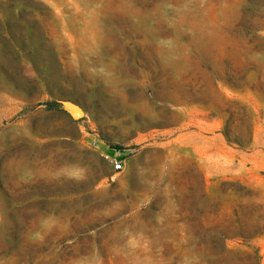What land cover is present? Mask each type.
<instances>
[{
  "label": "rangeland",
  "instance_id": "obj_1",
  "mask_svg": "<svg viewBox=\"0 0 264 264\" xmlns=\"http://www.w3.org/2000/svg\"><path fill=\"white\" fill-rule=\"evenodd\" d=\"M0 264H264V0H0Z\"/></svg>",
  "mask_w": 264,
  "mask_h": 264
},
{
  "label": "trees",
  "instance_id": "obj_2",
  "mask_svg": "<svg viewBox=\"0 0 264 264\" xmlns=\"http://www.w3.org/2000/svg\"><path fill=\"white\" fill-rule=\"evenodd\" d=\"M49 105H51V107H56V108H58V107L61 106V103L54 101V102H52V103L49 104ZM113 147L116 148V149H118V150H121V149H122V148H120L119 146H113Z\"/></svg>",
  "mask_w": 264,
  "mask_h": 264
},
{
  "label": "built area",
  "instance_id": "obj_3",
  "mask_svg": "<svg viewBox=\"0 0 264 264\" xmlns=\"http://www.w3.org/2000/svg\"><path fill=\"white\" fill-rule=\"evenodd\" d=\"M116 165H117V168H121L122 167L121 163H119L118 161L116 162Z\"/></svg>",
  "mask_w": 264,
  "mask_h": 264
},
{
  "label": "water",
  "instance_id": "obj_4",
  "mask_svg": "<svg viewBox=\"0 0 264 264\" xmlns=\"http://www.w3.org/2000/svg\"><path fill=\"white\" fill-rule=\"evenodd\" d=\"M80 115H81V113L80 112H77L76 115H75V117H79Z\"/></svg>",
  "mask_w": 264,
  "mask_h": 264
}]
</instances>
